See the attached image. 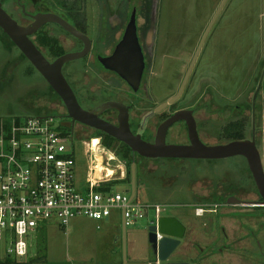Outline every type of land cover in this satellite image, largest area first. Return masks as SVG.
<instances>
[{
	"label": "flooded vegetation",
	"instance_id": "af4514ba",
	"mask_svg": "<svg viewBox=\"0 0 264 264\" xmlns=\"http://www.w3.org/2000/svg\"><path fill=\"white\" fill-rule=\"evenodd\" d=\"M93 3L96 9L91 10L85 9L87 0H0L1 8L24 29L41 15H54L87 37L86 41L81 40L54 22L43 24L28 36L50 63L66 54L86 50L83 58L67 62L62 68L84 110L119 127L121 112L107 104L123 105L132 133L150 144L156 143L165 122L183 112L184 119L173 123L167 131V145L191 146L193 124L206 146L255 140L262 158L258 143V126L263 119L259 91L254 92L250 107L245 92L234 99V107H229L220 99L225 95L211 82L195 86L198 62L213 28L180 98L159 110L180 93L208 28L201 37L200 26L184 30L173 25L178 17L171 11L160 15L159 0ZM0 32L22 61L42 77L3 29ZM195 48L184 73L185 57L189 54L186 51ZM210 69L203 73L213 74ZM57 107L63 109L60 125L74 141L97 137L104 144L126 149L121 140L69 118L61 99ZM131 155L137 169L136 181L140 176L144 185L155 183L153 187L167 197L163 203L150 204L161 205V217H175L179 222V244L172 254L176 260L169 259L165 264H264V200L246 157L146 158L132 150ZM262 163L264 167L263 158ZM168 208H177V215H165ZM153 260L158 263L154 254Z\"/></svg>",
	"mask_w": 264,
	"mask_h": 264
},
{
	"label": "rangeland",
	"instance_id": "374dc122",
	"mask_svg": "<svg viewBox=\"0 0 264 264\" xmlns=\"http://www.w3.org/2000/svg\"><path fill=\"white\" fill-rule=\"evenodd\" d=\"M111 1L117 2V0ZM222 1L159 0L157 9L160 11V15H166V11L173 12L174 16L181 20H176L173 25L182 27L184 30L200 26V36L202 37ZM86 6L85 9H96L93 0H87ZM182 15L185 18L181 19ZM160 23L164 24L163 18ZM263 23L264 0H228L212 29L210 42L201 54L202 60L200 59L198 62L199 72L196 75L198 83L195 86L211 82L218 91L225 95L220 99L224 101L223 104H228L229 107H234V99L239 97L242 92L247 93L250 107L254 92L259 91L258 99L263 119L258 126L260 128L258 143L264 160ZM195 51L196 48L186 51L189 54L185 57L184 73L187 72ZM209 69L213 74L203 73L204 70L209 71ZM58 102L60 99L54 91L29 64L22 61L19 53L13 50L11 42L0 32V117L52 115L56 117L57 123H60L63 109L57 107ZM27 105L34 109L27 108ZM250 135L251 124L249 127ZM75 144L77 147V185L81 190L86 191L88 188L86 178L91 164L88 157L83 155L81 142L76 140ZM94 147L96 149L104 148L102 150L108 151L113 158L116 156L121 163L126 165L127 179L112 184L116 193H126L132 187L133 156L128 154L129 158L125 160L123 156L128 152L122 146L112 145L109 147L104 144L100 147L94 142ZM69 149L72 147L69 146ZM105 161L110 168H115L119 164L118 161ZM153 186L155 183L151 186L144 185L140 176L137 177L136 202L138 204L163 203L167 200V197ZM177 212V208H168L164 214L174 216L177 215ZM153 219V210L146 211L144 218L139 219L138 222L128 228V238L133 243L134 250L146 258L148 262L151 261V264H155V262L149 244L148 228ZM109 223L111 228L107 231L98 230L97 222L84 218L74 220L67 229L61 228L54 220L45 223L30 236L29 256L31 258H43L47 262L46 264L94 263L107 260L110 249L115 246V241H118L116 245L118 247L115 250L117 251L118 248L122 250L124 259V223L121 212L119 215H113ZM129 244L131 250L132 245L130 242ZM10 247V241L4 240L0 243L1 261H5L7 250ZM170 260H176V255L172 256ZM160 264H165V262Z\"/></svg>",
	"mask_w": 264,
	"mask_h": 264
},
{
	"label": "built area",
	"instance_id": "2783aa9c",
	"mask_svg": "<svg viewBox=\"0 0 264 264\" xmlns=\"http://www.w3.org/2000/svg\"><path fill=\"white\" fill-rule=\"evenodd\" d=\"M94 141L104 146L97 137L81 142L83 155L91 164L88 188L83 191L77 185L75 141L56 117H0V243L7 240L11 245L6 257L28 261L30 236L53 220L67 229L76 219L109 221L113 212L120 211L129 228L153 210L150 226L158 224L161 205L138 204L131 188L124 194L113 190L112 184L127 179L126 165L104 153L107 162H119L108 169L106 161L98 157ZM162 237L157 232L158 240Z\"/></svg>",
	"mask_w": 264,
	"mask_h": 264
},
{
	"label": "water",
	"instance_id": "95a60500",
	"mask_svg": "<svg viewBox=\"0 0 264 264\" xmlns=\"http://www.w3.org/2000/svg\"><path fill=\"white\" fill-rule=\"evenodd\" d=\"M228 0H223L218 11L213 17L208 30L200 44L196 56L192 62L184 85L180 93L165 103L159 110L166 106L174 104L181 96L182 91L188 81V78L195 66L207 35L214 27L219 18L224 6ZM37 22L29 28L20 27L0 6V28L9 36L12 42L23 52L31 64L46 80L52 90L60 97L68 111V117L74 121L90 126L97 130L108 133L109 135L124 142L133 153H136L146 158H182L195 157L204 159L226 158L237 155H242L248 159L250 170L256 180L259 192L264 200V167L260 152L258 151L254 141H234L226 145L206 146L198 138V134L191 127V146L167 145L166 134L170 126L184 119L183 112L176 113L159 129L158 137L155 144H150L141 139L140 136H135L130 130L127 110L123 105L110 102L107 104L110 108L118 109L121 112L120 126H113L106 121L100 119L95 113L84 110L79 104L74 91L65 79L62 68L65 63L83 58L87 52L66 54L55 62L50 63L43 54L36 48L31 40L28 39L30 34L35 33L43 24L54 22L62 26L73 36L86 41L87 37L77 31L74 27L66 24L60 18L54 15H41L36 18ZM263 54H264V23H263ZM132 198L136 196V165L132 166ZM264 204V203H263ZM178 230L179 222L175 217H160L158 224L151 225L148 228L149 244L151 250L156 257L158 263L167 262L178 247ZM157 232L163 237L158 240ZM124 234V262L127 258L126 250V228L123 229ZM168 264H179L177 262H169Z\"/></svg>",
	"mask_w": 264,
	"mask_h": 264
},
{
	"label": "crops",
	"instance_id": "0c3cea01",
	"mask_svg": "<svg viewBox=\"0 0 264 264\" xmlns=\"http://www.w3.org/2000/svg\"><path fill=\"white\" fill-rule=\"evenodd\" d=\"M111 169V168H110ZM120 212L118 211H115L113 212V215H119ZM95 222V221H93ZM109 221H102V222H97L98 225L100 228H98V230H108L111 228V224L109 223ZM124 235V234H123ZM117 240H118V237H117ZM129 242L131 243V245L133 244L129 238H128V228H126V243H127V246H128V249H127V260L126 262H124V259H123V251L122 250H118L116 251L115 248L118 247L116 246L118 241H115V246H113L111 249H110V254L108 255V257L106 258L107 260H101V261H96L94 263H89V262H78L76 264H151V261L148 262L146 260V258H143V256H141L137 251H135L134 249V245H132V248L130 250L129 248ZM121 251V252H119Z\"/></svg>",
	"mask_w": 264,
	"mask_h": 264
},
{
	"label": "trees",
	"instance_id": "16d2710c",
	"mask_svg": "<svg viewBox=\"0 0 264 264\" xmlns=\"http://www.w3.org/2000/svg\"><path fill=\"white\" fill-rule=\"evenodd\" d=\"M37 116H43V115H37ZM106 145L109 146V147L112 146L110 144H106ZM102 149H104V148H102ZM126 149H127L128 153L125 156H123L125 160L127 158H129L128 154H131V149L128 146H126ZM46 263L47 262L43 258H40V257H34V258L32 257L26 263L25 262L21 263L19 261H14L13 259H11L9 257H6L5 261H1V259H0V264H46Z\"/></svg>",
	"mask_w": 264,
	"mask_h": 264
},
{
	"label": "bare ground",
	"instance_id": "6f19581e",
	"mask_svg": "<svg viewBox=\"0 0 264 264\" xmlns=\"http://www.w3.org/2000/svg\"><path fill=\"white\" fill-rule=\"evenodd\" d=\"M98 142V141H97ZM98 146H102V145H100V143L98 142ZM98 152H97V155H98V157L102 160L103 159V161H105V159H106V156L104 155V153H106L109 157H111V159L113 158L112 157V155L111 154H109V152L108 151H106V150H102V149H96ZM102 154L104 155V158L102 157ZM110 167H108V169H109Z\"/></svg>",
	"mask_w": 264,
	"mask_h": 264
}]
</instances>
